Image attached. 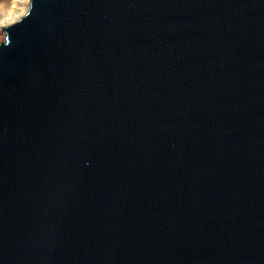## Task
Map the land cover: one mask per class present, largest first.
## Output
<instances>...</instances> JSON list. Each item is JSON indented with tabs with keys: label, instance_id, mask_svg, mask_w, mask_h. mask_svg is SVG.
Instances as JSON below:
<instances>
[{
	"label": "water",
	"instance_id": "1",
	"mask_svg": "<svg viewBox=\"0 0 264 264\" xmlns=\"http://www.w3.org/2000/svg\"><path fill=\"white\" fill-rule=\"evenodd\" d=\"M0 44V264H264V0H30Z\"/></svg>",
	"mask_w": 264,
	"mask_h": 264
},
{
	"label": "bare ground",
	"instance_id": "2",
	"mask_svg": "<svg viewBox=\"0 0 264 264\" xmlns=\"http://www.w3.org/2000/svg\"><path fill=\"white\" fill-rule=\"evenodd\" d=\"M30 0H0V35L5 32V29L12 24L18 22L28 11Z\"/></svg>",
	"mask_w": 264,
	"mask_h": 264
},
{
	"label": "rangeland",
	"instance_id": "3",
	"mask_svg": "<svg viewBox=\"0 0 264 264\" xmlns=\"http://www.w3.org/2000/svg\"><path fill=\"white\" fill-rule=\"evenodd\" d=\"M9 2H12L13 0H8ZM0 14H3V13H0ZM5 39V36L4 34L0 35V44L4 41Z\"/></svg>",
	"mask_w": 264,
	"mask_h": 264
}]
</instances>
